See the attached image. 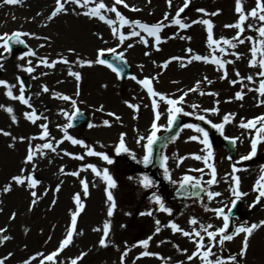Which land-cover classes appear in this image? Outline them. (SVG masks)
I'll return each instance as SVG.
<instances>
[{
	"label": "rangeland",
	"instance_id": "1",
	"mask_svg": "<svg viewBox=\"0 0 264 264\" xmlns=\"http://www.w3.org/2000/svg\"><path fill=\"white\" fill-rule=\"evenodd\" d=\"M41 1L43 0H20L15 5H7L0 0V5H2L0 6V35L11 34L15 31L32 34V36H23L27 42L25 49L17 51L11 49L10 52L3 53L5 58L0 60L3 64L0 80L15 85L12 92L17 96L20 94V83L22 82L25 89L24 94L30 97V101L32 99L31 104L37 110V115L47 117V120L40 119L36 124H32L24 116L26 112H31V109L26 105L23 106L18 100L10 99L6 95L7 89L0 86V105L11 107L17 119V123H13L10 114L4 108H0V129L11 133V136L0 134V209H2L0 229L6 230L0 232V240L4 236L10 237L0 243V259L4 260V264H25V261L33 256L36 259L32 260L31 264H42V262L43 264H71L73 259L81 256L82 258L77 259V264H121L122 253L127 249L130 251L124 257L123 264H181V262L183 264H203L199 257L188 260V256L196 251L195 244L181 233H174L167 225L175 222L184 230L192 231L193 227L199 230L198 225L193 226L189 223L190 219L195 217L199 223L214 225L213 229H209L210 231L223 227V219L217 218L212 211H206L205 205L216 209L220 207L219 204L227 203L233 197L231 192L221 185L224 181L230 183V177L225 173L229 171L228 165L229 167L256 165L250 169V177L246 181V186L240 183L241 188L239 186V189H243L242 191L248 195L242 198V213L235 220L236 224L241 225L247 222L250 226L264 220V198H261V201L254 207H250L259 195L258 191H254L255 181H258L256 175L259 177L264 175L262 171L264 167L260 165L264 160V150H258L257 156L245 161L241 160L244 156L241 154L245 153L247 145L240 151L237 150L236 158H229L225 154L223 141H216L212 164L216 168L217 183L211 186L206 184V186L210 191L220 192L222 195L211 202L208 201L207 195L188 200H180L173 195L174 189L185 175L201 178L200 180L205 181L202 182L203 184L211 178L210 168L203 166L199 161L189 160V154L193 152L199 153L202 157L206 155V150L202 151L204 147L198 140L189 139L191 136L201 135L193 129L183 128L181 133L166 147L165 156L168 157L166 166L169 169L171 180L176 183L165 178L164 173L158 179V184L155 183L156 186L149 189L143 188L139 180L144 175L148 176L145 166L133 160L129 153L117 155L115 152V147L119 144L123 133L130 153L142 160L145 154L142 145L147 143V136L151 133L152 125L151 110L153 108L150 106L149 98L155 99L159 104L158 110L162 115L158 124L167 125L169 106L160 101L158 96H150L146 88L131 79L132 76L138 80L158 77L157 80L152 81L154 90L170 98L175 99L183 92H188L183 104L184 111L192 112L191 105H199L200 107L195 109V112L205 115L215 123H222L225 115L232 114L230 122L224 127V135L239 137L241 142H246L249 137L251 140L255 138L257 135L255 129H243L239 125L242 120L247 122L257 117H264V103H261L264 101V96H261L258 91H249V89H258L262 79L257 75L261 69L258 66L250 67L249 63L253 59L251 53L253 46L257 48L256 60L264 58L262 55L264 45L260 43L264 37H260L258 31L255 30L264 25V22L248 17L242 25L245 31L241 34V38L250 36L253 40H245V43L238 44L236 49L220 45L225 47L228 53L240 54V59H236L235 56L221 54L218 50L213 53L207 44V25L192 23L208 20L213 25L215 40L232 39L239 30L225 26L234 25L239 21L236 0H190L188 8L180 14V18L191 25L187 29L171 25L172 18L183 6L184 0H172L171 8L168 6V0H124L129 8L117 5L116 7L121 10L118 11L129 21H140L149 26L163 21L164 24L169 25L159 33L163 41L158 45L159 51L156 50L155 38L148 37L140 29L137 31H141V36L148 40V46L140 42V37H132L126 40L124 45H120L106 23L98 18L89 19L84 15H76L72 11L73 8L75 12H83L86 9L76 8L75 5H67L69 9L67 14H59L49 20L48 17L56 7V0H45L44 9L40 4ZM103 2L111 7L114 0H103ZM242 7L247 14L256 7V0H242ZM132 8L140 10L133 11ZM198 9L204 11L201 12ZM166 13L168 20L164 21ZM212 13L218 14L211 15ZM102 14L116 20L114 26L126 35L131 32L132 29L127 25L120 28L115 13L102 10ZM248 25H253V28L249 29ZM128 43L134 46L127 48ZM110 48H115L116 53L125 54L126 61L132 67L131 77L120 78L104 65L93 63L92 66L87 64L80 66L77 63V60L95 61L98 50ZM189 48L194 54L208 56L209 60L215 55L221 60L234 61L225 66L228 73L227 79L221 78L224 69L217 70V65L212 63L193 61L188 64L187 61L192 55L187 52ZM70 49L75 51L70 52ZM29 50L34 51L36 55L26 56L25 53ZM0 52H3L2 48ZM146 52L149 55H145ZM21 56L25 58L19 59ZM61 57L66 58L69 63H56L53 68L41 63L42 58L52 62L60 60ZM172 57H180L182 60H171L166 68L162 67ZM13 58H16V61H13ZM28 60L32 61L31 66L35 69L32 73L22 70L28 67ZM182 62L187 66L181 67ZM69 70L79 72L81 79L77 81L75 77L70 76ZM237 71L240 77L236 76ZM249 75L253 77L252 82L246 79ZM205 77L207 80L204 79ZM240 78L245 79L235 85L230 83L232 80L239 81ZM198 81L200 82L198 90L189 92V89L197 87ZM208 81L212 83L209 84ZM43 86L49 89L47 93L42 91ZM77 91L79 95H76ZM201 92L218 95H201ZM237 92L243 94L242 100L235 99ZM62 95L75 99L77 107L88 115L89 124L96 125L91 128L89 124L72 127L68 129L69 134L83 140L95 151L106 153L114 161L111 165L100 157L87 156V149L80 145H73L67 140L59 145L55 153L48 149L43 150L44 155L37 153L34 173L32 164L23 163L28 153L29 142L33 149L36 145L47 142L38 139L43 131L39 125L47 124L51 137H55L56 140L63 139V126L69 123L68 116L74 108L71 101L58 98ZM217 101H219L218 104ZM128 104L139 105V110L130 108ZM101 105L103 111H98ZM212 108H218L219 113L212 114L203 111ZM108 113L115 115H108ZM116 117L120 119L117 120ZM183 117L186 124H197L195 116ZM104 121H108L111 126H104ZM256 127H260L259 122ZM24 128H31L29 131L31 138L37 137V139H31L28 129ZM161 129L164 128L161 127ZM140 136L145 139L138 144L137 140ZM12 137L17 139L13 141ZM20 137L27 139L21 142ZM13 144L14 147L9 146ZM65 152L73 155H65ZM75 155H84V159H75L73 158ZM181 157L186 158L187 161L180 164L178 159ZM88 164L95 165L101 173L107 168L116 181V187L108 189L102 175L97 176L90 168H86ZM21 169H27L25 176L33 174L34 178L39 181L35 188H29L27 182L24 186H18L12 181V177L21 174ZM195 169L204 171L202 173L194 171ZM72 172H78L79 175H70L69 173ZM82 180L87 182V195L84 194ZM232 182L234 183L233 180ZM8 184L12 185V190L5 193L3 188ZM57 187L59 191L56 190ZM32 191L37 193L35 205L32 204L34 199L31 195ZM108 191L113 194L116 204L111 217L107 215L111 206V202L107 200ZM77 194L80 195V202L84 207L77 216L76 233L82 234L74 233L72 244L60 251L53 261H47L45 258L59 249L61 241L66 238L70 230L72 215L78 210L74 199ZM154 194L159 195L165 205L173 210L171 216L158 211V205L151 199ZM146 211H153V215H140L141 212ZM13 213H15L14 219L12 218ZM156 219L161 221V231L158 234H154ZM106 222H110V233L107 238L109 246L102 247L99 241L103 237V226ZM93 229H100V231ZM202 235L205 236L204 243L207 245V235L206 233ZM244 235L241 233L234 236L233 240L225 241L223 250L217 244L213 251L227 262L229 256L237 255L241 251ZM150 236L152 239L147 251L157 253L163 259L157 256L141 257L145 249L136 245ZM181 250H186V252ZM206 250L203 248L201 252ZM84 253L86 255H82ZM5 257L7 259H4ZM137 257L141 258L137 259ZM210 259L214 260L216 257H210ZM241 264H264V227L255 230L249 238L247 254L241 259Z\"/></svg>",
	"mask_w": 264,
	"mask_h": 264
},
{
	"label": "snow or ice",
	"instance_id": "2",
	"mask_svg": "<svg viewBox=\"0 0 264 264\" xmlns=\"http://www.w3.org/2000/svg\"><path fill=\"white\" fill-rule=\"evenodd\" d=\"M19 2H20V0H3V4H7V5H15ZM189 3H190V0H184L183 6L178 9L175 17L172 18L171 25L179 26L180 29H187V28L191 27L190 24L185 23L180 18V14L183 13L186 8H188ZM67 5H75L76 8L86 9L83 12H75V8H73L72 11L76 15H84V16H87L89 19L98 18L100 21L106 23L111 28L113 36L117 37L120 45H124L125 41L130 40L132 37H140V42L144 43L145 46H148V40L144 36H141V31H137V29H140L144 33H146L148 37H154L155 38L156 50L159 51L160 49H159L158 45L161 42H163L159 33L162 31V29L164 27L169 26V25L164 24L163 21L158 22L156 24H153L151 26H149L146 23H142L140 21H129L117 10V7H116L117 5H123V7L129 8V5L127 3H125L124 0H114L111 7L106 5L103 2V0H99V2H97V0H56V7L52 11V13L48 17V19L52 20L53 18H55L59 14H67V12L69 11L68 7H66ZM90 5H94V6L90 7ZM0 6H2V5H0ZM168 6L171 8L172 0H168ZM102 10L104 12L115 13L116 18L119 21L120 28H123L125 25H127L132 29L131 32L126 35L124 32L120 31L117 27L114 26L117 21L106 17V15L102 14ZM131 10L139 11L140 9L132 8ZM198 11L203 12L204 10L198 9ZM236 12L239 14V21L234 25H226L225 26V27H234V28L239 30L237 35L234 36L232 39L221 38L220 40H215L213 38V31H212L213 25L208 20L193 21L192 23L193 24L201 23V24L207 25V32H208L207 44H208V47L212 49L213 53L217 52V50H218L221 54L232 55V56H235L236 59H240V54H238L236 52L228 53L226 48L221 47L220 45L222 44V45L227 46V48L236 49L238 44L245 43V40H248V41L253 40V37H250V36L244 37L243 39L241 38V34L245 31V29L242 25L244 24L246 19H248V17H252L254 19H258L261 22H264V0H256V7L253 8L247 14H245L244 9L242 7V0H236ZM205 14L207 15V13H205ZM217 14L218 13H212L211 15H217ZM167 20H168V14L166 13L164 16V21H167ZM248 28L252 29L253 25H248ZM255 30L258 31L260 37H264V25H262L261 27H259L258 29H255ZM22 36H32V34L14 32L11 34L4 33V34L0 35V48L3 49V52H0V60L5 58L4 54H3L4 52H10L11 51V44H23V43H25L24 40L21 39ZM180 38L184 39L185 37H180ZM45 39H47V38H45ZM100 39H103V37H100ZM187 39L190 40L191 37H187ZM105 43H107V41H105ZM260 43H261V45H264V40H261ZM133 46L134 45L131 43L127 44V48H132ZM41 47H43V45H41ZM69 51L74 52L75 50L70 49ZM105 52L115 54L116 49L115 48L100 49V50H98L97 59L95 61L77 60V63L80 66H84L85 64H87L88 66H92L93 63L99 64V65H106L108 68H110L113 72L117 73V75L119 76L120 71L116 67H114L113 64L110 63L107 59L103 58ZM187 52L192 54L187 61L188 64H191L193 61H204L205 63H212L214 65H217V70L224 69V73L221 77L222 79H227V77H228V73H227L225 66L227 64L234 63V61H232V60H227V59L221 60V59L217 58V56H215V55H213L211 60H209L208 56H201L199 54H194L193 50L191 48L187 49ZM251 53H252L253 59L250 61L249 66L250 67H257L258 66L261 69V71L257 75H259L262 79L260 80L258 89H249V91H258L261 96H264V58L260 59L259 61L256 60L257 48L255 46L252 47ZM25 55L26 56H35L36 53L32 50H29L25 53ZM145 55H149V53L146 52ZM262 55H264V52H262ZM24 58H25L24 56L19 57V59H24ZM117 60L118 61H124V63H127V61L125 60V54L123 52H121L117 55ZM171 60H182V58L172 57L169 61H166L162 65V67L166 68L168 63L171 62ZM41 63H43L46 67L53 68V67H55L56 63L68 64L69 61L66 58L61 57V59L58 61L48 62L46 59L42 58ZM31 65H32V61L28 60V67H24L22 70L26 71L28 73L34 72L35 69ZM186 66L187 65L184 64L183 62L181 63V67H186ZM2 68H3V64L0 63V69H2ZM68 74L70 76L75 77V79L77 81H79L81 79V74L79 72H73V71L69 70ZM236 76L240 77V73L238 71L236 72ZM131 79L135 80L138 84H140L144 88H146L147 92L150 96H152V97L158 96L160 101L165 102L169 106L167 108V126H161L158 124V121L160 120L162 113L158 110L159 104L154 99L152 101V108H153V111L155 113V118H154L152 125H151V133H150V135L147 136V143L142 145V147L145 149V154H144L142 160L137 159L135 154L130 153V150L127 148V146L125 144V139H124L125 134H123V133L120 136L119 144L115 147V152L117 155H119L121 153H129V154H131L132 159L136 160L137 163H142L145 167H148L149 165H151L153 163V152H154L153 146L161 139L159 136H157V133L160 131L161 127H163L165 131L171 132L172 126L176 123L178 117H180V116H195V118L197 120L205 121V123L210 124L211 127L214 128L217 132H220L221 135H224V127L227 123L230 122V117H232V114L225 115L223 117L222 123H218V124L212 123V121L206 119L205 115H201V114H198L195 112V109L200 107L199 105H196V104L191 105V107L193 108L192 112L184 111L183 104L185 101V97L188 95V92H183V94L181 96L174 99V98L168 97L166 94L159 93V92L154 90L153 85H152V81L157 80L158 77H152L151 79L146 77L143 80H138L135 76H132ZM204 79L207 80V77H205ZM243 79H245V78H240L239 81L238 80H232V81H230V83L235 85L238 82H242ZM246 79L249 82L253 81V77L251 75L247 76ZM199 83L200 82L198 81L197 87L189 89L188 91L189 92L197 91ZM208 83L211 84L212 81H208ZM0 86H3L4 88L7 89L6 95L10 99L18 100L19 102H21L22 104L26 105L28 108L31 109V112H26L24 114V116L32 124H36L37 121L40 119L47 120V117H42L41 115H37V110L35 108H33L32 104L30 103V97L29 98L25 97V94H24L25 89L23 87L22 82L20 83V94L18 96L13 95V92H12V88L15 87V85H11L7 81L0 80ZM105 87H106V85H105ZM42 91L47 93L49 91V89L47 88V86H43ZM200 94L201 95H214V96L218 95L217 93H204V92H201ZM76 95H79L78 91H77ZM58 98L62 99L64 101H71V104H72L73 108L75 109V111L73 112L72 115L68 116V119L70 121L76 119L77 116L80 115L79 109L77 107V101L75 99H73L72 97H69L67 95L58 96ZM235 99L242 100L243 94L241 92H237L235 95ZM218 103H219V101H217V104ZM261 103H264V101H261ZM128 106L130 108L136 109L137 111L139 110V105L128 104ZM0 108H4V110L10 114L13 123H17L16 116L14 115V110L11 107H5L3 105H0ZM97 110L103 111V106L101 105L100 108ZM203 111L204 112H211L212 114H218L219 113L218 108L204 109ZM108 115L114 116L115 114L114 113H108ZM116 119L119 120L120 118L116 117ZM257 122L260 123L259 128L256 127ZM103 124H104V126H109V127L111 126L108 121H104ZM95 126L96 125L89 124V128L95 127ZM39 127H41L43 131H42V134L38 137V139L43 140V141H47V142L43 143L42 145H36L35 149H33L31 142H29L28 153L26 155L25 160L23 161V163L25 165H27V164L33 165V173L35 171V156H36V154L39 153L40 155H44V151H43L44 149H48L51 152L55 153L57 151V148L59 147V145L61 143H63L64 140L70 141L71 144H73V145H80V146L84 147L85 149H87V151H86L87 156L100 157L101 159L106 161L107 164H109V165H111L114 162L113 159H111L106 153L95 151L94 148L87 145L83 140L72 137L68 132V129L73 127L72 123H68L66 126H63V139H61V140H56L55 137H51V133L48 129L47 124H41V125H39ZM239 127L243 128V129H255L256 130L257 135L255 138H252V140H251V152L249 153V155L241 157V160H250L256 155L257 145H258V143L261 142L262 135H264V117H257V118H254L253 120H249L247 122H244L242 120L240 122ZM183 128L193 129L196 133L201 134L199 136H196V135L191 136L189 139L198 140L201 144H203L204 149H202V151L206 150V155L203 157L199 156V155H195L193 158L197 159V160L202 159L204 161L206 167L211 169V173H210L211 178L206 182V184L208 186H211V185L217 183L216 168H215L214 164L209 163V161L214 160V153L212 150V144L209 140V133L203 127H201L197 124H185L183 126ZM182 130L183 129H181V131ZM0 134H3L4 136H11V133L4 131L2 129H0ZM12 139H13V141H15L17 138L12 137ZM19 139L21 142H23L27 138L20 137ZM31 139H37V137H32ZM144 139H145V137L140 136L137 140V143L139 144ZM168 139L171 140L172 138L169 137ZM224 139L227 140L232 146H235L237 140H239V137L224 136ZM9 146L14 147V144L9 145ZM100 146L104 147V145H100ZM64 154L69 155V156L73 155V154L67 153V152H65ZM73 158L83 160L84 155H75V156H73ZM161 159H162V165L161 166L164 167V173H165L166 178H168L170 180V182L176 183V181L171 180V175H170L169 169L166 166V161H167L168 157L162 156ZM183 159L184 158H180V162H183ZM86 168H90L92 170V172L95 173L97 176L102 175V178L107 183L108 189H112V188L116 187V181L109 174V171L107 168L103 169L102 173L100 170H98L96 168L95 165H92V164H88L86 166ZM82 170H86V169H82ZM240 170L241 169H239L235 165H233V171H232V173L229 174L230 176H232V180L234 181V185H235L234 187H230V192H231L232 196L234 197L231 201V204L233 207H235L237 205L238 201H240L242 197L248 195V193H245V192H242L239 190L240 178H239V176H236L235 173L240 171ZM194 171H199V172L203 173L204 170L203 169H195ZM262 171H264V169H262ZM25 172H27V169H21V174L12 177V181L18 186H24L27 182V186L29 188H35L37 186V184L39 183V181L36 178H34L33 174H29V175L25 176L24 175ZM61 172H63V168H61ZM69 174L73 175V176L79 175L78 172H72ZM262 181H264V176L260 177V179L257 181V185L254 187V191H258L259 195L256 197V200L253 202V205H251L250 207H254L256 203H259L261 201V198H264V184L261 183ZM81 183L84 186V194L87 195V192H88L87 182L82 180ZM139 183L145 189H149V188H152L154 186V181L147 175H144L142 178H140ZM186 186L190 187L192 189H201L202 191H205L209 202H211L214 198L222 195V193H220V192L208 191L207 189L202 188L201 180L194 178L192 176H189V175H185L179 184V187L181 189L185 188ZM11 190H12L11 184L5 185L3 188V192H5V193L10 192ZM56 190L59 191V187H57ZM31 195L34 197L32 204L35 205V203L37 202L35 199L37 196V193L35 191H32ZM196 195H198V193ZM74 199H75V202L78 206V210L76 212H74L72 215L70 230L67 232L66 238L61 241L59 249L56 252L51 253L50 255H48L45 258L47 261H53L54 258L59 254L60 251H63L67 246H69L73 242V235H74V233H76L77 216L79 215V212L84 207V205L81 204V202H80V195L79 194H77L74 197ZM151 199L153 200V202L156 205H158V211L163 212V213H167L169 216H171L173 214V210L170 207H167L165 205L164 201L162 200V198L159 195L154 194L151 197ZM107 200L109 202H111V206L109 207L108 213H107V215L109 217H111L113 215L114 209L116 208L114 196L111 193V191L107 192ZM205 210L206 211H212L213 213H215L217 218L223 217V227L210 231L209 229H213L214 225H212L211 223H208L206 225L199 223L195 217L191 218L189 223L193 226L198 225L199 230L196 227H193L192 231H187V230H184L183 228H181L175 222H171L170 224L167 225V227H170V229L174 233H176V232L181 233L183 236L188 237L195 244L196 251L193 252L191 256H188V260L191 261L194 258L199 257L203 261V264H229V262H230V264H241V259L243 257H245L247 254V250L249 247V238L253 235L255 230L259 229L260 227H264V220L260 221L258 224L253 223L250 226L247 225V222H245V223L241 224L240 226L235 227L231 232H227L226 230H228L229 226H230V223H229L230 222V216L225 214L224 209L223 208L213 209V208H210L207 205H205ZM0 211H2V209H0ZM128 215H131V213H128ZM140 215L152 216L153 211L141 212ZM12 218L13 219L15 218V213H13ZM155 224H156V228H155L154 234H158L161 231V228H160L161 221L159 219H156ZM93 230L94 231H100V229H93ZM3 231H6V230L0 229V232H3ZM109 233H110V222H106L103 226V237L99 241L100 246H102V247H108L109 246V242L107 240ZM202 233H206V235H207V238H208V244L207 245H205V243H204L205 236L202 235ZM241 233H244L245 235L243 237V243H242L241 251L237 255L229 256L227 262L225 261V259L216 255V253L213 251V248H215L217 246V244L220 246V249L223 250L225 241H231V240H233L234 236L239 235ZM76 234H82V233H76ZM217 237H219V239H217ZM7 239H10V237L4 236L2 238V240H0V243H2L3 241H6ZM151 239H152V237L150 236L147 239L139 241L138 245H136V246H140V247L145 249V251L141 253V257L157 256L158 258L163 259V257H159V254H157V253H151V252L147 251V249L149 247V242ZM161 243H163V241H161ZM126 248H127V246H126ZM203 248H206L207 250L201 252V249H203ZM128 251H130V249H127L125 252L122 253L121 264H123L124 257L127 256ZM181 251L186 252V250H181ZM40 255L43 256V254H40ZM82 255H86V253H84ZM141 257H137V259H139ZM210 257H216V259L213 260V259H210ZM80 258H82V256L77 258V259H80ZM4 259H7V257H5ZM35 259H36V257L33 256L30 260L25 261V264H31V261L35 260ZM77 259H73L71 261V264H77ZM0 264H4L3 259H0ZM42 264H43V262H42ZM181 264H183V262H181Z\"/></svg>",
	"mask_w": 264,
	"mask_h": 264
},
{
	"label": "water",
	"instance_id": "3",
	"mask_svg": "<svg viewBox=\"0 0 264 264\" xmlns=\"http://www.w3.org/2000/svg\"><path fill=\"white\" fill-rule=\"evenodd\" d=\"M176 130H177V126H175V128L171 131V133H168L164 137H161V139L155 144L154 152H153V156L155 158H158V153H159V150H160V147L162 146V144L166 141L167 138L172 136L176 132Z\"/></svg>",
	"mask_w": 264,
	"mask_h": 264
},
{
	"label": "bare ground",
	"instance_id": "4",
	"mask_svg": "<svg viewBox=\"0 0 264 264\" xmlns=\"http://www.w3.org/2000/svg\"><path fill=\"white\" fill-rule=\"evenodd\" d=\"M41 6H43L42 8L44 9L45 7H44V4H45V0H43V1H41ZM13 61H16V58H13ZM39 64V63H38ZM38 64H36V65H38ZM32 102V99H31V101H30V103ZM33 102H37V100H33ZM24 129H28V134L30 135V138H31V132H29L30 130H31V128H24ZM250 169L251 168H248L247 170H246V172H245V174L247 175V174H249L250 173ZM228 188V187H227ZM41 195V194H40ZM98 197H99V193H98ZM17 203H15V205H16Z\"/></svg>",
	"mask_w": 264,
	"mask_h": 264
}]
</instances>
